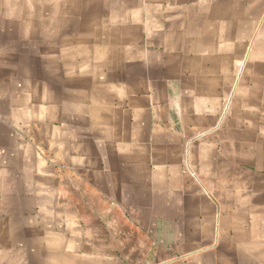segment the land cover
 Returning <instances> with one entry per match:
<instances>
[{"label":"crops","instance_id":"0c3cea01","mask_svg":"<svg viewBox=\"0 0 264 264\" xmlns=\"http://www.w3.org/2000/svg\"><path fill=\"white\" fill-rule=\"evenodd\" d=\"M0 264H264V0H0Z\"/></svg>","mask_w":264,"mask_h":264}]
</instances>
